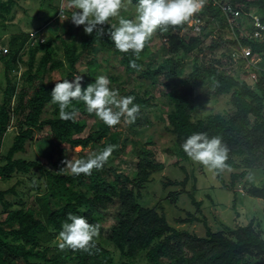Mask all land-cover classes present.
<instances>
[{
    "label": "trees",
    "instance_id": "16d2710c",
    "mask_svg": "<svg viewBox=\"0 0 264 264\" xmlns=\"http://www.w3.org/2000/svg\"><path fill=\"white\" fill-rule=\"evenodd\" d=\"M133 1L138 3V0ZM216 1H228L243 7L244 11L258 14L264 24V0H207L203 11L197 15L203 20L208 17L214 27L206 31L204 25L203 36L201 33L200 36L195 35L188 27L184 30L187 24L169 26L167 31L157 30L165 39L171 55L163 59L156 68L146 66L141 69L149 54L147 44L139 57L131 51L121 53L115 48L108 35L113 18L104 26L102 36L94 31L91 35L84 33L85 37L79 44L76 39L70 42L62 40V56L59 55V47L52 40H38L35 43L33 34L25 31L10 35L8 57L6 54L0 56L1 60L7 58L4 63L7 84L4 101L0 104V180L9 181L15 174H29L35 168L42 172V177H46V191L36 196L37 206L25 208L21 192L17 191L15 185L0 189V213H6L5 220H0V264H264V237L262 230H256L257 220L254 218L246 225L238 224L231 229L229 236L223 230L213 231L206 217H199L192 211L187 212L188 218L178 216L172 222L166 210L169 206L167 204L178 202L182 193L189 196L197 209L201 208L202 203L195 196L197 179L194 177L191 190L187 191L189 175L187 168L181 163L191 160L181 145L193 132H206L209 138L219 136L229 150L227 167L239 169L230 174L231 188L242 186L246 191L245 195L264 199V182L259 185L248 181L252 170L264 168V38L256 40L245 36L238 39L244 45H250L254 55L261 56L262 66L257 70L258 80L255 83L251 84L244 78L248 75L246 70L241 74L223 73L214 63L217 62L215 55L221 50V57L230 62V52L238 40L226 36L225 30L229 23ZM14 4L15 0H0V23L1 19L12 12ZM58 7L57 14L62 5ZM241 22L247 30L252 31L251 16H244ZM216 24H219L218 29L215 28ZM181 30H184L183 33ZM237 34L240 36L239 29ZM209 36L212 41L207 46H202L203 39ZM202 37L204 38L201 39ZM97 42L113 46L114 51L121 54L120 61L128 72L141 70L145 76L151 78L162 74L169 77L166 83L170 88L166 95L169 106L166 112L167 130L174 135V141L164 151L178 158L175 164H180V169L186 175L182 180L170 178L162 181L163 188L171 187L165 197L167 201L161 199L154 206L144 205L142 202L145 188L155 182V174L166 167L165 162L148 147L153 144L152 141L134 150L138 158V172L133 176L125 174L121 165L126 161L128 138H123L121 132L112 130V127L104 123L85 137L76 136L86 126L77 116L78 111L86 109L84 103L73 101L68 110L76 109L75 118L62 120L58 105L51 102L50 94L56 82L51 85L43 84L42 80L37 85L35 83V79H43L46 72L67 68L68 73L57 81H71L81 75L83 88L94 83L96 73L92 70L89 76L79 72L77 65L81 55ZM197 48L210 63L207 66L195 63L189 75L191 83L180 89L177 81L180 72L176 68L179 61L175 54L182 50L188 55ZM26 52L29 54L28 60L23 58ZM39 52L42 54L37 59ZM131 61H135L137 68L130 67ZM172 64L173 67H170ZM18 65H25L26 70L22 74V88L17 92L14 72ZM204 77L211 80L213 96L230 95L234 107L232 113L194 118L197 104L202 97L195 93V82L206 80ZM108 78L111 82L115 79L111 75ZM124 96H134L133 103L139 105V108L142 104H151V96L146 98L134 93ZM45 112L50 116L41 118ZM137 121L136 119L132 123L135 131ZM14 123L17 129L13 141L5 148L10 127ZM45 127H49L52 137L63 143L83 148L94 143L99 146L98 152L108 145L116 147L103 168L94 169L91 175L53 172L37 159L18 155L26 152V145L33 140L36 129L43 130ZM215 172L223 180L222 170ZM178 186L183 190H176L175 187ZM33 187L40 189L36 183ZM234 191L236 195L244 194L239 190ZM8 193L17 195L18 200L13 201L6 197ZM69 213L83 216L89 223L100 224L99 235L94 238V246L89 250H59L58 235L63 223L70 222ZM195 221L205 223V235H198L178 226ZM102 240L115 246L119 258H115L113 252L105 248Z\"/></svg>",
    "mask_w": 264,
    "mask_h": 264
},
{
    "label": "rangeland",
    "instance_id": "374dc122",
    "mask_svg": "<svg viewBox=\"0 0 264 264\" xmlns=\"http://www.w3.org/2000/svg\"><path fill=\"white\" fill-rule=\"evenodd\" d=\"M61 5L64 9L63 16L68 17V19L64 21H61L60 15L58 16L57 14V8ZM124 5L125 6L120 10L119 16L113 17L111 24H116L118 26V21L121 17L127 19L135 18L137 4H135L133 0H131V3H128V0H124ZM13 8L14 9L9 15L1 19L0 56L1 54H6V57H8V39L13 33L22 31L31 32L35 43L38 40H52L55 46L59 47L58 51H60L59 55L61 56L63 55L62 40L70 42L76 39L79 44L85 37L84 26H76L72 23L71 15L74 10H70L66 7V0H15ZM209 20L208 17H205L202 21L206 31L214 27V23ZM215 26V28L218 29L219 24ZM187 27L191 29V26L187 25L184 30L188 29ZM184 30H181V32ZM202 32L204 34V31ZM202 32L201 35L203 36ZM194 34L200 36V34ZM225 34L227 37L232 36L228 29L225 30ZM187 38L189 39L188 36ZM203 38L204 37L201 39ZM211 41V36L203 39L202 46H207ZM146 44L149 46V54L145 58V62L142 63L141 69H144L146 66L156 68L163 62V59L171 55L167 50V45H165V39L158 31L153 34ZM25 50L27 51V49ZM41 54L42 52L37 54V59H39ZM175 57L179 61L176 63V68L177 71L180 72L177 77L178 87L180 89L185 88L191 83L189 75L194 69L195 63L201 66H207L210 63L204 57L203 52L198 50V48L188 55L180 50L175 54ZM215 57L217 62L214 63L223 73L237 74L238 71H241L238 65L232 64L228 62L227 59L221 57V50L218 51ZM23 58L24 60H28V52L24 54ZM6 59L7 58L4 60L0 59V104L4 101V89L7 84L4 65ZM120 60L121 54L114 51L113 46H109L103 42H97L81 55L77 68L79 72H83L89 76L92 70L96 73V76H114L115 79L111 82L109 87L110 89L119 90L120 96H124V94L127 93H134L146 98H149V96L152 97V99H150L151 104H142L140 106V113L137 116L138 121L135 123L136 131L132 128V124L127 123L123 117L119 124L112 127V130L119 131L122 133L123 138H128L127 152L125 155L126 161L121 165V169L124 170L125 174L133 176L138 172V158L134 154V150L145 145L148 141L153 142V144H149L148 147L152 148L157 157L165 162V169L156 173V181L153 183L151 182L144 190L142 202L144 205L154 206L157 201L161 199L165 200L166 195L171 189V187H167L166 189L163 188V180L167 181L170 178L182 180L186 175L185 172H182L180 169V164H175L178 158L164 151V149L171 146L174 141V135L167 130L168 121L166 112L169 106L167 102L168 96L166 95L170 91V88L166 83L169 77L166 74H162L156 78H151L145 76L141 70L128 72L125 69V65L122 64ZM171 66L173 67V64L170 65V67ZM260 66L262 65L260 64ZM25 70V65H18V68H16L14 72V82H17V92L22 88V74ZM68 71L69 68L46 72L43 79L36 78L35 83L37 85L42 80L43 84L51 85L63 78ZM205 79L206 80H197V82H195V93L202 97L197 104L194 118H205L216 113H227L228 115L232 113L234 107L231 104L230 95L213 96L211 80L209 78ZM181 80L188 83L182 82ZM31 91L32 90H29V92ZM14 100L15 97L13 98V104ZM113 110L116 111L118 109L113 108ZM48 116H50V114L45 112L42 114L41 118ZM77 116L86 123V126L83 131L76 136L85 137L95 131L99 125L103 124L95 113H88L86 109L78 111ZM251 118L253 117L251 116ZM15 124L16 123L10 127L7 136L8 142H6L5 148L13 141L12 139L17 129ZM26 148V152L18 155L37 159L45 168H49L51 171L57 173L60 168L64 167L61 163L64 159H86L90 153L99 151V146L94 143L83 148L82 146H74L70 143L60 142L52 137L49 127H45L43 130L36 129L33 140L27 143ZM181 163L187 168L189 175V181L186 187L187 191L191 190L195 177L197 179V192L195 196L202 204L201 208L197 209L195 205L192 204L189 196L186 193H182L178 202H175V204H167V206H169L166 207V210L170 221L173 222L178 216L188 218L189 215L187 212L192 211L199 217H206L207 223L213 231L223 230L227 235L231 236V229L236 228L238 224L246 225L254 218L257 222H260L259 226L256 222V230H262L264 237V199L256 198L248 194L245 195L246 191L242 186H237L236 188H231L230 186V174L239 169L226 167L222 170L223 180H220L215 170H210L205 167V170H203V165L199 163L193 162L192 160ZM33 170L34 171L29 174H15L9 181L0 180L1 190L8 189L13 185L16 186L17 191L19 193L21 192L20 196L24 201L25 208L37 206L36 196L46 191V177H42V172L39 169L34 168ZM248 181L259 185L262 184L264 182V168H255V170H252L248 177ZM34 183L40 186L39 190L33 187ZM175 189L183 190L180 186L175 187ZM234 190H239L244 194L236 195ZM6 197L13 201L18 200V196L15 194L8 193ZM1 207L0 203V208ZM5 218L6 213H0V220L3 221ZM15 226H17V224H15ZM178 226L187 228L198 235H205L207 230L205 223L202 221L184 223ZM102 241L105 248L111 250L115 258H119L115 246L107 240Z\"/></svg>",
    "mask_w": 264,
    "mask_h": 264
},
{
    "label": "clouds",
    "instance_id": "9594fccd",
    "mask_svg": "<svg viewBox=\"0 0 264 264\" xmlns=\"http://www.w3.org/2000/svg\"><path fill=\"white\" fill-rule=\"evenodd\" d=\"M131 3V0H128ZM207 4V0H138L136 16L134 19L121 17L116 24L110 25L108 35L121 53L131 51L139 57L146 42L159 29L167 31L169 26L178 27L185 24L191 26L197 14L201 13ZM124 0H66V7L72 11L71 21L76 26H84V32L91 35L94 31L104 35V26L108 25L110 18L119 16L124 7ZM60 19L64 21L68 17L63 16V6ZM59 16V13H58ZM255 27L264 31V24L259 16H253ZM240 30V36L237 34ZM236 29L238 39L245 37L249 32L244 26L243 30ZM259 37L260 33L255 34ZM227 36V35H226ZM231 38V37H230ZM235 39V38H234ZM260 56V55H259ZM261 57V56H260ZM230 62L233 64L232 59ZM261 59L258 69H261ZM130 67L137 68L135 61L130 62ZM241 74L243 68L240 67ZM256 71L257 75L258 72ZM244 78L249 83H255L250 78V71ZM258 80V79H257ZM111 81L104 75L97 76L94 83L82 87V76H76L73 80L63 79L56 81L51 90V102L59 107V117L62 120H71L76 116V109L71 107L73 101L83 102L88 113L95 115L108 127H114L121 122V118L132 124L137 119L140 111L139 105L133 103L134 96H120L119 90L110 89ZM113 108L118 109L116 111ZM115 145H108L100 152L90 153L86 159H64L61 163L64 167L58 172L72 175H91L92 171L100 170L108 161ZM186 155L196 163L210 170H223L227 167L228 147L219 136L209 138L206 132H193L181 145ZM68 221L62 225L58 235V248L89 250L94 246V238L99 235L100 224L89 223L83 216L69 213Z\"/></svg>",
    "mask_w": 264,
    "mask_h": 264
},
{
    "label": "built area",
    "instance_id": "2783aa9c",
    "mask_svg": "<svg viewBox=\"0 0 264 264\" xmlns=\"http://www.w3.org/2000/svg\"><path fill=\"white\" fill-rule=\"evenodd\" d=\"M216 4L221 8L223 15L225 16V20L228 21L229 25L227 29L231 32V38H235L238 40V36L236 34V29L240 28L243 30L244 25H242L241 20L244 16H259L258 14H253V12L244 11L243 7L236 6L231 2L228 1H216ZM61 11V10H60ZM60 15V12H59ZM203 19L197 15L195 18L194 23L191 25V29L196 33L200 34L203 30ZM261 22V20H260ZM260 33L259 37L255 34ZM244 35L250 37L251 39H260L264 38V31L255 27V22L253 21V29L252 31L244 33ZM231 59L234 64L238 65L239 67L243 68V70L250 71V78L252 81H257L258 75L255 70L258 69V63L261 59L259 55H254L252 48L250 45H244L242 41L237 42V44L232 48L230 52Z\"/></svg>",
    "mask_w": 264,
    "mask_h": 264
}]
</instances>
